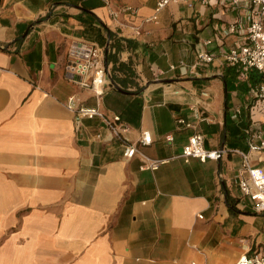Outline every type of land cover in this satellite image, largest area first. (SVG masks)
I'll list each match as a JSON object with an SVG mask.
<instances>
[{
    "label": "crops",
    "instance_id": "0c3cea01",
    "mask_svg": "<svg viewBox=\"0 0 264 264\" xmlns=\"http://www.w3.org/2000/svg\"><path fill=\"white\" fill-rule=\"evenodd\" d=\"M247 14L232 0H0V264H236L264 251V213L238 185L241 152L264 169L250 147L264 139V73L226 61ZM83 40L104 48L100 98L66 67ZM70 96L121 116L131 142L148 134L150 157L181 154L196 133L227 152L144 170Z\"/></svg>",
    "mask_w": 264,
    "mask_h": 264
},
{
    "label": "built area",
    "instance_id": "2783aa9c",
    "mask_svg": "<svg viewBox=\"0 0 264 264\" xmlns=\"http://www.w3.org/2000/svg\"><path fill=\"white\" fill-rule=\"evenodd\" d=\"M108 2L109 0H105ZM192 0H157V10H161L172 2H187ZM205 1V0H204ZM234 6L248 9V26L245 32L246 42L231 47L226 53V61L229 65L239 66L245 70L256 69L264 73V0H232ZM122 12L135 15L137 9L126 6ZM119 11H111L114 17L119 15ZM236 27L230 31H236ZM67 70L75 73L78 78L75 82L81 87L93 90L100 98L103 96L105 88L109 85V70L105 62L104 48L93 41H76L71 44L68 51ZM199 62L210 63L214 55L203 51L198 54ZM257 97H264V83L255 91ZM67 108L79 120L81 118H101L111 132L118 138L125 139V155L127 157L139 156L144 170H157L161 165L171 158L182 157L185 161L191 158H198L201 161L219 160L227 152L226 148L208 149L204 145V136L201 133L192 135L187 145L182 149L181 154L173 157L153 158L148 156L143 148L151 144V138L144 133L136 142H131L126 138L130 131V126L122 121L121 116L115 114L107 115L98 105L86 106L79 104L75 96H70L67 100ZM180 123L189 125L183 119ZM171 140V137H168ZM253 150L264 149V139L259 143H250ZM242 169L238 174V185L244 196L253 200V208L258 213H264V169L250 163L248 154L242 153ZM203 217V215H199ZM236 264H264V251H257L253 254L245 253L241 255Z\"/></svg>",
    "mask_w": 264,
    "mask_h": 264
},
{
    "label": "trees",
    "instance_id": "16d2710c",
    "mask_svg": "<svg viewBox=\"0 0 264 264\" xmlns=\"http://www.w3.org/2000/svg\"><path fill=\"white\" fill-rule=\"evenodd\" d=\"M127 42H128V40H126ZM121 40L120 41H117V42H115V47H116V49H117V52H118V50L120 49V47H121ZM109 58H110V54H109Z\"/></svg>",
    "mask_w": 264,
    "mask_h": 264
}]
</instances>
